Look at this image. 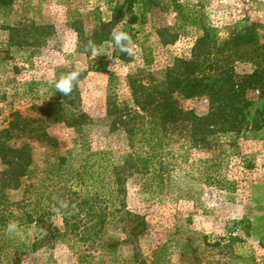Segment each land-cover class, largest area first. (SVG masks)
<instances>
[{
	"label": "rangeland",
	"instance_id": "obj_1",
	"mask_svg": "<svg viewBox=\"0 0 264 264\" xmlns=\"http://www.w3.org/2000/svg\"><path fill=\"white\" fill-rule=\"evenodd\" d=\"M122 2L13 0L0 9V128L15 111L37 118L44 103L61 95L55 82L74 69L80 72L74 82V111L83 114L85 124L79 130L50 127V134L59 142L55 149L30 142L34 179L29 183L44 184L49 191L64 187L65 182L70 185L69 173L89 153L121 165L132 150L123 129H115L108 107L135 109L126 82L129 75L145 85H163L165 67L190 49L200 21L220 40L238 26L254 24L264 42V0H153L144 23L132 27L121 23L114 30L131 36L130 62L113 58L109 42L96 47L99 55L94 56L89 41ZM175 4L192 10L199 24L186 26L174 44L161 46L156 29L174 27ZM134 12L141 13L140 7L135 6ZM12 30H29L28 44L9 46ZM145 55L151 58L149 65L143 63ZM251 70L250 66L238 67L239 72ZM248 98L251 122L254 112L263 109L264 96L255 90ZM182 106L204 112L206 101H182ZM60 156L66 161L63 168H57L61 178L50 174ZM149 158V174H127L122 198L125 208L145 222L136 261L132 259L134 246L105 250L100 245H82L66 236L61 221L52 215V224L47 221L46 227L54 229L55 239L33 249V225L19 224L18 233L7 230L12 222L1 228L0 243L6 246L2 263L11 264L12 258L19 256L21 264H80V258L87 264H264V127L255 132L247 128L213 135L203 148L168 131L162 147ZM3 168L0 164V173ZM72 188L81 195L90 190L76 184ZM5 194L20 207L30 197L22 187ZM45 204L47 212L52 203L45 200ZM112 237L110 228L105 240Z\"/></svg>",
	"mask_w": 264,
	"mask_h": 264
},
{
	"label": "trees",
	"instance_id": "obj_2",
	"mask_svg": "<svg viewBox=\"0 0 264 264\" xmlns=\"http://www.w3.org/2000/svg\"><path fill=\"white\" fill-rule=\"evenodd\" d=\"M12 1L0 0V9ZM152 2L123 0L112 10L110 20L99 24L89 41L91 45L112 44V32L121 23L128 27L144 23ZM135 6L140 7L141 13L134 12ZM173 11L176 14L174 27L156 29L161 46L174 44L186 26L199 24L195 20L198 15L193 17V11L187 6L175 4ZM198 28L199 34L186 54L174 57L165 67L163 85H145L137 76L129 75L126 82L135 109L128 111L118 105L108 107L107 114L114 118L115 129H123L132 150L123 157L121 165L110 164L101 154L89 153L69 173L70 185L65 182L64 187L49 191L44 184L29 183L34 179L30 142L55 149L59 142L50 134V127L63 125L79 130L85 124L84 116L74 111L75 86L69 96L61 94L57 100L44 103L37 118L23 117L17 111L11 114V119L0 128V164L4 167L0 173V229L8 222L33 225V249L55 239L54 229L46 227L47 221L52 224L54 215L61 221L64 234L73 236L78 243L100 245L105 250L118 245H132L136 248L132 259L137 260V245L145 222L125 208L122 201L125 182L129 172L140 176L149 174V154L162 147L164 134L177 132L188 138L193 147L203 148L213 135L239 133L247 128L255 132L264 127V107L256 110L252 121H248L252 106L249 92L258 90L264 96V42L257 27L254 24L238 26L221 40L204 21H200ZM28 32L10 31L9 46H26ZM112 56L123 63L132 60L130 52H121L113 44ZM150 62L149 56H143L145 65ZM239 66H250L252 70L239 72ZM188 100L206 101V110L199 112L182 106V101ZM53 165L55 169H51L50 174L57 173L59 178L63 177L57 168L66 165L65 158L60 156ZM71 182L90 190L81 195L72 188ZM21 187L30 197L20 207L18 203L10 202L5 192ZM45 200L52 203L51 209L58 210L57 213L51 209L46 212ZM61 202L66 203L67 208H62ZM110 228L115 237L106 241ZM5 250L6 246L0 243V264H3L1 256ZM83 261L80 258V264H87ZM11 264H21V258L13 257Z\"/></svg>",
	"mask_w": 264,
	"mask_h": 264
},
{
	"label": "clouds",
	"instance_id": "obj_3",
	"mask_svg": "<svg viewBox=\"0 0 264 264\" xmlns=\"http://www.w3.org/2000/svg\"><path fill=\"white\" fill-rule=\"evenodd\" d=\"M90 45L92 42H89ZM132 43L131 36L124 31L112 33V44L115 49H118L121 52H130L131 49L128 47ZM92 52L94 56L99 55L98 49L92 45ZM80 72L77 69L72 70L67 75L62 76L58 79L54 87L56 88L57 92L61 93L63 96H69L74 88V82H76L79 78ZM67 204L61 202L62 208H67ZM7 230L11 233H18L20 232V226L17 222H12L7 226Z\"/></svg>",
	"mask_w": 264,
	"mask_h": 264
}]
</instances>
